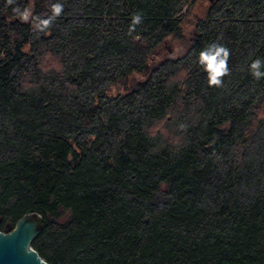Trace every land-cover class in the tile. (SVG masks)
<instances>
[{
  "label": "trees",
  "instance_id": "obj_1",
  "mask_svg": "<svg viewBox=\"0 0 264 264\" xmlns=\"http://www.w3.org/2000/svg\"><path fill=\"white\" fill-rule=\"evenodd\" d=\"M199 1L0 0V231L39 213L48 264H264V0Z\"/></svg>",
  "mask_w": 264,
  "mask_h": 264
},
{
  "label": "water",
  "instance_id": "obj_2",
  "mask_svg": "<svg viewBox=\"0 0 264 264\" xmlns=\"http://www.w3.org/2000/svg\"><path fill=\"white\" fill-rule=\"evenodd\" d=\"M43 228V217L32 213L21 218L9 232L0 231V264H48L32 247Z\"/></svg>",
  "mask_w": 264,
  "mask_h": 264
},
{
  "label": "clouds",
  "instance_id": "obj_3",
  "mask_svg": "<svg viewBox=\"0 0 264 264\" xmlns=\"http://www.w3.org/2000/svg\"><path fill=\"white\" fill-rule=\"evenodd\" d=\"M54 15H59L62 11V5L56 3L52 6ZM141 17L137 14L133 18V23H139ZM51 21H42V24H48ZM228 59L229 50L217 43H211L204 47L198 56V63L202 66L203 70L207 74L208 83L210 86H218L221 84V78L228 73ZM264 66V60L257 58L254 60L250 67L255 77L260 78L264 76V72H261V67Z\"/></svg>",
  "mask_w": 264,
  "mask_h": 264
},
{
  "label": "rangeland",
  "instance_id": "obj_4",
  "mask_svg": "<svg viewBox=\"0 0 264 264\" xmlns=\"http://www.w3.org/2000/svg\"><path fill=\"white\" fill-rule=\"evenodd\" d=\"M210 1L215 0H200L198 5L195 6V8L192 11V15L189 17V20L193 19V16H196L198 18H202L205 14V11L208 9L209 5L211 4ZM185 33H191L193 31V27H191L190 24L184 25ZM190 38L187 35H183L182 38L172 39L169 44L167 45V49L171 54V57L177 58L183 56L189 47V40ZM141 80H144L145 77H140Z\"/></svg>",
  "mask_w": 264,
  "mask_h": 264
}]
</instances>
